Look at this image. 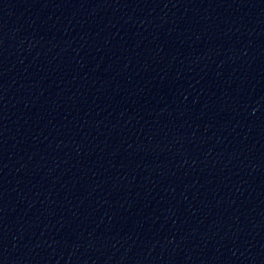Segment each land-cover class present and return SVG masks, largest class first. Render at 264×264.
I'll return each mask as SVG.
<instances>
[{
  "label": "water",
  "instance_id": "water-1",
  "mask_svg": "<svg viewBox=\"0 0 264 264\" xmlns=\"http://www.w3.org/2000/svg\"><path fill=\"white\" fill-rule=\"evenodd\" d=\"M264 94V0H0V264H118Z\"/></svg>",
  "mask_w": 264,
  "mask_h": 264
}]
</instances>
